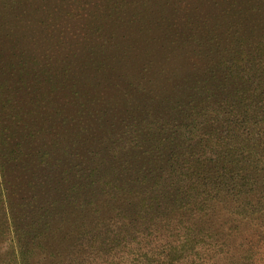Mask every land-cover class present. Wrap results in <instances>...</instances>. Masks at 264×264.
Here are the masks:
<instances>
[{
    "label": "rangeland",
    "instance_id": "obj_1",
    "mask_svg": "<svg viewBox=\"0 0 264 264\" xmlns=\"http://www.w3.org/2000/svg\"><path fill=\"white\" fill-rule=\"evenodd\" d=\"M258 13L264 0H0V264H264V216L243 219L239 195L157 210L180 195L161 170L180 151L175 102L210 94L230 31Z\"/></svg>",
    "mask_w": 264,
    "mask_h": 264
},
{
    "label": "trees",
    "instance_id": "obj_2",
    "mask_svg": "<svg viewBox=\"0 0 264 264\" xmlns=\"http://www.w3.org/2000/svg\"><path fill=\"white\" fill-rule=\"evenodd\" d=\"M250 18L233 26L230 49L210 67L219 75L210 94L175 102L185 115L180 151L161 170L180 195L157 204L165 217L188 205L205 213L208 201L225 193L239 195L243 219L264 216V14ZM218 45L214 41L204 53L215 54Z\"/></svg>",
    "mask_w": 264,
    "mask_h": 264
}]
</instances>
